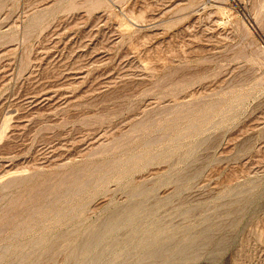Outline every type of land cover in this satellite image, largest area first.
<instances>
[{
	"label": "rangeland",
	"instance_id": "rangeland-1",
	"mask_svg": "<svg viewBox=\"0 0 264 264\" xmlns=\"http://www.w3.org/2000/svg\"><path fill=\"white\" fill-rule=\"evenodd\" d=\"M0 264H264V0H0Z\"/></svg>",
	"mask_w": 264,
	"mask_h": 264
},
{
	"label": "bare ground",
	"instance_id": "bare-ground-1",
	"mask_svg": "<svg viewBox=\"0 0 264 264\" xmlns=\"http://www.w3.org/2000/svg\"><path fill=\"white\" fill-rule=\"evenodd\" d=\"M195 146V145H194ZM197 146V145H196ZM127 167V166H126ZM129 168V167H128ZM74 180V179H73ZM65 183V182H64ZM143 188V187H142ZM139 189H141V188H139ZM133 196V195H132ZM144 200V199H143ZM140 202V201H139ZM138 205V204H137ZM149 209V208H148ZM138 210H139V208H135L134 210H132V212H133V215H136L137 213H138ZM142 210V209H141ZM150 210V209H149ZM148 211V210H147ZM146 214V213H145ZM123 216V215H122ZM124 217V216H123ZM128 217V216H127ZM136 217V216H135ZM143 218V217H142ZM134 220V219H133ZM131 222V221H130ZM117 223H118V220H116V221H114V222H112L109 226H107V228H106V230H105V232L107 233V232H111V230L114 228V227H116V225H117ZM152 226V225H151ZM120 228V227H119ZM147 228V227H146ZM157 230V229H156ZM98 232H100V231H98ZM156 232V231H155ZM158 232V231H157ZM114 233H115V231H114ZM151 233V232H150ZM152 234V233H151ZM159 234V233H158ZM156 235V234H155ZM99 237H101V235L100 234H96L95 235V237L94 238H92V241L88 244V248H91L92 246H93V244H95L96 243V241L99 239ZM150 237H152V236H150ZM90 241V240H89ZM108 243V242H107ZM99 244H101V243H99ZM98 244V245H99ZM97 245V246H98ZM104 246H105V244H104ZM187 249V248H186ZM185 249V250H186ZM108 250V249H107ZM187 251H188V249H187ZM149 254H152V253H149ZM157 254V253H156ZM147 256V255H146ZM158 256V255H157ZM170 256V255H169ZM100 260V259H99Z\"/></svg>",
	"mask_w": 264,
	"mask_h": 264
}]
</instances>
